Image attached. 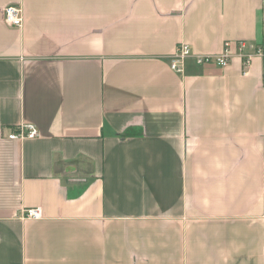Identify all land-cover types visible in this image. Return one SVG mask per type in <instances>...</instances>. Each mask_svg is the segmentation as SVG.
Masks as SVG:
<instances>
[{"label": "crops", "instance_id": "crops-1", "mask_svg": "<svg viewBox=\"0 0 264 264\" xmlns=\"http://www.w3.org/2000/svg\"><path fill=\"white\" fill-rule=\"evenodd\" d=\"M263 27L264 0H0V264H264V63L236 48Z\"/></svg>", "mask_w": 264, "mask_h": 264}, {"label": "built area", "instance_id": "built-area-1", "mask_svg": "<svg viewBox=\"0 0 264 264\" xmlns=\"http://www.w3.org/2000/svg\"><path fill=\"white\" fill-rule=\"evenodd\" d=\"M22 17L20 7L9 6L4 10V23L9 27H21ZM230 45L227 43L225 46V51L223 55L218 56H197L196 61L199 65H217L221 68H226L230 65L232 57L229 53ZM239 51L245 69L251 67L253 58L255 56H260L264 63V38L258 43H248L242 41L236 45ZM191 48L189 45L181 44L178 49L176 56L170 60V65L172 70L176 72H181V68L178 63L185 61L191 56ZM247 74V72H244ZM39 137V132L34 125H22L17 131L9 135V140H26V139H36ZM263 168H264V148L262 151ZM264 175V172H263ZM42 217V212L40 208L28 209L24 213L25 219L37 220Z\"/></svg>", "mask_w": 264, "mask_h": 264}, {"label": "rangeland", "instance_id": "rangeland-1", "mask_svg": "<svg viewBox=\"0 0 264 264\" xmlns=\"http://www.w3.org/2000/svg\"><path fill=\"white\" fill-rule=\"evenodd\" d=\"M263 29H264V27H263Z\"/></svg>", "mask_w": 264, "mask_h": 264}]
</instances>
